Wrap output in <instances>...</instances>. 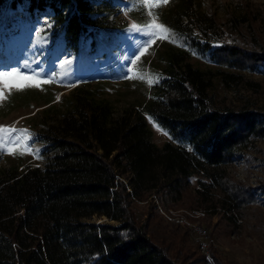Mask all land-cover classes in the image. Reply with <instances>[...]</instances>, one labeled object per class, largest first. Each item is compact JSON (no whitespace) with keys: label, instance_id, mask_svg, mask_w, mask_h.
Here are the masks:
<instances>
[{"label":"trees","instance_id":"trees-1","mask_svg":"<svg viewBox=\"0 0 264 264\" xmlns=\"http://www.w3.org/2000/svg\"><path fill=\"white\" fill-rule=\"evenodd\" d=\"M5 5L21 6L34 18L49 13L71 49L79 37L109 26L107 14L114 11L112 0H0V8ZM261 14L243 1L217 19L192 7L191 0H180L162 18L170 42L156 54L150 70L155 82L139 110L115 114L108 99L89 90H80L57 116L46 114L54 106L45 108L35 134L41 166H0V264L200 261L175 228L170 240L151 238L148 228L156 218L149 196L164 208L215 209L219 216L210 224L215 236L234 232L236 224L225 214L231 211L227 199L242 210L264 193V183L251 186L228 171L237 150L264 139V111L214 108L209 89L215 76L226 87L245 84L254 90L255 84L240 73L200 69L189 58L264 73ZM149 123L169 141L154 144ZM194 173L204 180L191 188ZM92 216L116 224L87 221ZM201 220L209 223L206 216ZM209 257L225 264L212 248Z\"/></svg>","mask_w":264,"mask_h":264},{"label":"rangeland","instance_id":"rangeland-1","mask_svg":"<svg viewBox=\"0 0 264 264\" xmlns=\"http://www.w3.org/2000/svg\"><path fill=\"white\" fill-rule=\"evenodd\" d=\"M180 0H169L167 4L161 3L154 8H141L138 0H112L114 11L107 14L110 24L98 27L90 34L81 36L75 48L66 47L61 31L53 29L49 13L40 12L37 17H30L23 12L21 6L12 10L7 6L0 8V70H9L12 67L21 68L27 61L31 69L41 73L42 78L51 76L54 72L66 73L58 75L55 82L42 85L41 88L5 89V97L0 100V125L12 126L17 129H27L30 139L27 145L34 151L25 154H10L2 151L0 166L18 164V169L41 166L42 160L38 156L41 148L40 142L35 139L37 130L41 128V116L44 109L53 107L46 114L52 115L65 109L80 90H89L96 96L108 99L113 112L120 114L124 108L139 110V104L148 99L150 93V70L157 64L156 54L169 44V35L160 39V33L152 37V43L147 46L146 52L141 56L137 65L131 61L139 55V49L145 45L149 37L142 33L129 31L132 23L144 24L152 19L147 13L152 11L158 19L157 23L163 24V16H167L171 9ZM251 2L262 13L264 19V0H191V6L205 13H212L215 18L221 19L227 10H236L239 3ZM182 20H183V16ZM51 24L48 28L46 25ZM42 30V31H38ZM70 59L72 63L60 67V61ZM189 61L200 69L223 70L240 73L245 80L255 84V89H250L245 84L226 87L215 76L212 87L209 89L214 108L224 110L226 107L260 109L264 111V73L260 71L235 70L205 62L191 56ZM129 67L133 68V75L144 72L149 75L140 79H128L126 76ZM25 72L28 68L22 69ZM74 84V87L67 85ZM253 87V88H254ZM57 96L60 98L57 99ZM56 118V117H55ZM150 140L161 145L169 141L167 135L153 124L149 123ZM20 136V133H13ZM8 138L7 135L5 137ZM233 167L229 173L236 179L245 180L251 186L264 183V139H256L246 147L235 152ZM204 178L199 173H194L189 178L191 188L198 186V181ZM154 206L156 220L150 224L148 230L151 238L158 242L161 238L170 240L169 233L177 229L183 236V243L199 254L200 261L190 264H213L209 257V248H212L221 261L225 264H264V193L258 195L254 204L242 210L230 200V212H225L228 219L236 224L234 232L228 235L215 236L210 224L219 216L215 209H204L200 206L186 208L178 204L162 207L152 196L147 197ZM136 209V218H141L140 206ZM253 207L257 209L258 216H254ZM217 209V208H216ZM221 210V209H220ZM208 217L209 223H203L202 217ZM181 220L182 223L177 222ZM87 221L94 224H116L106 216H92ZM189 222H196L206 230V253L198 247L199 238L192 230Z\"/></svg>","mask_w":264,"mask_h":264},{"label":"snow or ice","instance_id":"snow-or-ice-1","mask_svg":"<svg viewBox=\"0 0 264 264\" xmlns=\"http://www.w3.org/2000/svg\"><path fill=\"white\" fill-rule=\"evenodd\" d=\"M169 0H138V4L141 8H154L158 7L161 3L167 4ZM149 17H152L151 20L146 21L144 24L132 23L129 27V31L139 32L149 37L148 40L145 41V45L139 49V55H137L132 61V65H137L138 61H140L141 56L145 54L146 48L150 45L152 41V37L156 36L157 33H160V39H165V34H169L171 32L170 29H167L163 24L157 23L156 20L158 17L152 12L149 11L147 13ZM48 28L51 27V24L46 25ZM42 31V30H38ZM72 61L70 59L60 61V67L64 68L67 65H70ZM28 68L30 71L25 72L22 69ZM128 73L130 75L126 76L128 79H140L144 80L146 75H149L144 72H138L137 74L133 73V68L129 67ZM58 75H66V73L54 72L51 76L47 78H42L41 73L36 71L35 69H31L30 65L26 61L21 68L12 67L9 70H0V100H3L5 97V89L11 92L13 89L16 90H24L25 88H41L42 85H47L55 82V78ZM154 75V74H153ZM158 79V77H157ZM149 84L155 82L154 79H148ZM68 87H74V84L67 85ZM60 97L57 96V99ZM158 130H160L158 128ZM13 133H20V136H13ZM167 135V133H163ZM7 135V139L5 138ZM30 139V135H28L27 129H17L12 126L0 125V151L7 150L10 154H25V152L34 151L31 149L26 140Z\"/></svg>","mask_w":264,"mask_h":264},{"label":"built area","instance_id":"built-area-1","mask_svg":"<svg viewBox=\"0 0 264 264\" xmlns=\"http://www.w3.org/2000/svg\"><path fill=\"white\" fill-rule=\"evenodd\" d=\"M177 222L182 223L181 220H178ZM192 230L199 238L198 247L202 252L206 253L207 250V242H206V230L199 226L196 222H189Z\"/></svg>","mask_w":264,"mask_h":264}]
</instances>
